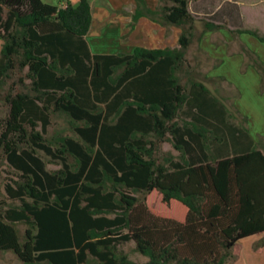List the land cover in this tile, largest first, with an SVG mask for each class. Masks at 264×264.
<instances>
[{
    "label": "trees",
    "instance_id": "16d2710c",
    "mask_svg": "<svg viewBox=\"0 0 264 264\" xmlns=\"http://www.w3.org/2000/svg\"><path fill=\"white\" fill-rule=\"evenodd\" d=\"M135 2L133 22L180 28L177 48L92 55L88 0H0V91L24 74L0 121V157L15 173L4 192L18 202L0 212V253L24 264H224L236 243L264 233V155L246 118L186 61L188 1L159 0L156 11ZM54 114L69 119L75 139L45 140ZM163 142L177 159L158 162ZM39 152L59 168L48 170ZM153 191L185 219L138 207L135 195ZM15 224L26 225L22 240ZM129 242L145 263L116 253Z\"/></svg>",
    "mask_w": 264,
    "mask_h": 264
},
{
    "label": "rangeland",
    "instance_id": "374dc122",
    "mask_svg": "<svg viewBox=\"0 0 264 264\" xmlns=\"http://www.w3.org/2000/svg\"><path fill=\"white\" fill-rule=\"evenodd\" d=\"M45 2L58 5L59 0H44ZM189 7L193 10L195 17L198 18V25L202 27L203 21L206 20H220L226 17V23L233 22V24L241 25L244 23V28L240 34L243 41L247 44L248 48L255 53L261 62L264 64V42L258 40L255 36L249 34L251 29L258 30L259 33L264 32V0H188ZM63 5V4H62ZM239 14L242 17V21L239 19ZM241 22V23H239ZM264 34V33H263ZM199 35V31H196L195 37ZM0 40V48H1ZM195 44V43H194ZM202 52V51H201ZM219 53L218 50H212V54ZM222 64L209 72V77H225L231 84L236 86L243 94V106L244 110L248 109V113L251 118L254 119L253 113L260 115L257 119L261 118L264 114V95H262L261 88L264 86V79L261 81V76L253 68H248V71H237V62L234 55H226L222 57ZM186 61L191 65L196 78L208 87L219 98H224L226 104L231 105L235 103V91L229 89L230 87L220 81L219 79L206 78V70H208L212 64L208 62L206 54L201 55L195 52H189ZM249 66V64H247ZM245 66V67H247ZM252 66V65H251ZM258 74V77L256 76ZM24 74L16 73L10 80L6 81L5 87L0 91V121L3 120L8 112V107L4 102V96L10 89L11 85L17 81L19 76ZM260 76V77H259ZM260 80V81H259ZM259 81V83H258ZM27 83V81H26ZM259 84V85H258ZM15 92L21 90L18 85L13 87ZM259 92V93H258ZM227 105V106H228ZM236 106H238L236 104ZM257 117V116H256ZM235 124H240L241 119H232ZM255 122H264V118L261 120H253L249 125V130L255 135L258 132H264V124H255ZM59 136H69L76 138V135L72 132L69 119L63 114H54L51 116V124L47 128L45 134V140L52 142L54 138ZM257 148L261 150L264 155V137L260 138L257 143ZM156 157L158 162L163 163V159L171 157L177 159L179 153L172 148L169 142H163L157 145ZM39 156L46 163L48 170H56L58 165L49 164L48 158L41 152ZM15 178V173L11 170L6 162L0 157V212L7 207H13L18 205V202H13L7 199L4 192V184L8 183L10 179ZM139 201L143 204H139L138 207H143L146 210V214L153 217L169 218L178 222H182L186 217V212L182 210L180 204L177 202H162V196L157 191H153L149 194H136ZM2 203V204H1ZM147 217V216H146ZM18 237L20 240L23 238L26 225L15 224L14 225ZM116 253L123 255L128 261L134 263H145L147 258L141 256L135 251L133 242L118 245L116 247ZM0 264H24L13 253L1 252ZM46 264V263H40ZM88 264H95V262L89 258ZM224 264H264V233L255 235L243 239L236 243L234 247L227 253V258Z\"/></svg>",
    "mask_w": 264,
    "mask_h": 264
},
{
    "label": "crops",
    "instance_id": "0c3cea01",
    "mask_svg": "<svg viewBox=\"0 0 264 264\" xmlns=\"http://www.w3.org/2000/svg\"><path fill=\"white\" fill-rule=\"evenodd\" d=\"M69 1L71 4L76 5L79 0ZM88 1L92 13V23L90 31L85 37V41L92 55L131 54L136 47H143L146 49H174L178 47V39L181 32L180 28L161 24L148 16H142L136 22L132 21V15L136 10L135 0ZM144 3L146 8L150 11H156L160 6L159 0H144ZM188 11L193 18L198 20V18L195 17L197 15H195L193 10L189 7V1ZM238 20L242 21L240 14ZM226 22V17L223 18L222 22L214 19L206 20L203 21L202 27H199L198 21H195L193 38L185 57L187 58L189 52H195L198 55H201V53L206 54L208 62L212 64L205 72L206 78L219 79L226 83L230 87L229 89L235 91V103L231 105L227 104V107L230 111H238L241 117L246 118L245 126L249 130L250 123L253 120L263 119L264 114L261 115V118L257 119L260 115L253 113L252 115H256L257 117L254 116V119H252L248 113V109L244 110L245 108L242 105L244 94L236 86L231 84L225 78L226 76L209 77V72L222 64V57L234 55L238 72H247L248 68H253L261 76L262 81L264 79V64L255 53L248 48L240 35L244 28L243 21L242 23L239 22L242 26L233 24V22H231L232 25H230V22L224 24ZM206 23H211L216 27L204 30ZM196 31H199L197 37H195ZM250 31L256 33L258 36H264V32L259 33L258 30L255 29H251ZM214 49L218 50L219 53L212 54V50ZM247 64H249V66H247ZM258 74L256 75L257 77ZM259 89L261 90L260 93L264 95V86L261 88L258 87V91ZM221 99L226 102L223 97ZM236 104L238 106H236ZM255 124L263 125L264 122H255ZM249 133L256 145L260 138L264 137V132H258L253 135L251 130H249Z\"/></svg>",
    "mask_w": 264,
    "mask_h": 264
}]
</instances>
